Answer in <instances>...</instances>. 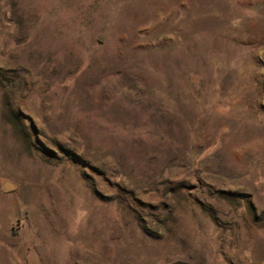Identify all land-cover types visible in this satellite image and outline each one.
Returning <instances> with one entry per match:
<instances>
[{
  "label": "rangeland",
  "instance_id": "obj_1",
  "mask_svg": "<svg viewBox=\"0 0 264 264\" xmlns=\"http://www.w3.org/2000/svg\"><path fill=\"white\" fill-rule=\"evenodd\" d=\"M178 262L264 264V0H0V264Z\"/></svg>",
  "mask_w": 264,
  "mask_h": 264
},
{
  "label": "water",
  "instance_id": "obj_2",
  "mask_svg": "<svg viewBox=\"0 0 264 264\" xmlns=\"http://www.w3.org/2000/svg\"><path fill=\"white\" fill-rule=\"evenodd\" d=\"M4 188H5V190L8 191V190L12 189V185H10L9 183H5ZM175 264H188V263L178 262Z\"/></svg>",
  "mask_w": 264,
  "mask_h": 264
}]
</instances>
